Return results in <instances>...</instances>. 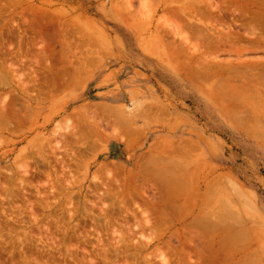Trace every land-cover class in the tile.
Wrapping results in <instances>:
<instances>
[{
  "label": "rangeland",
  "instance_id": "rangeland-1",
  "mask_svg": "<svg viewBox=\"0 0 264 264\" xmlns=\"http://www.w3.org/2000/svg\"><path fill=\"white\" fill-rule=\"evenodd\" d=\"M209 2L0 0V264H264V43Z\"/></svg>",
  "mask_w": 264,
  "mask_h": 264
},
{
  "label": "bare ground",
  "instance_id": "bare-ground-1",
  "mask_svg": "<svg viewBox=\"0 0 264 264\" xmlns=\"http://www.w3.org/2000/svg\"><path fill=\"white\" fill-rule=\"evenodd\" d=\"M230 3H231V5H234V7H236V9H238L237 11H238V13L240 12L239 13L240 16H243L247 19V22L244 23V28H246V30H248V33L250 31V34L254 35L253 43H256V44L264 43V0H221V2H218L215 5L211 2H209V6L215 7L216 10L218 11L216 14V18H217L218 22H220L221 19L223 18L222 13L224 12L223 11L224 6L225 5L228 6ZM243 3L247 4V6L245 7V4H243ZM208 13L209 12H206V14H208ZM256 26L258 27L259 31L257 29L255 30ZM255 31H257V32H255ZM216 34H217V38L218 37L220 38V41L226 40L229 42H233L234 38H237V39L241 38L240 35L233 33L230 30V28L227 31L222 28L220 31L218 30V32H216ZM255 62L254 61L251 62L249 64V66L252 68H253V66H255V67L259 66L260 67V63L258 61H257L258 63H255ZM261 64H262V62H261ZM261 66H264V64H262ZM255 240L256 239H254L253 241H255ZM5 262H6V260H5Z\"/></svg>",
  "mask_w": 264,
  "mask_h": 264
}]
</instances>
